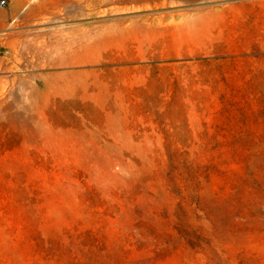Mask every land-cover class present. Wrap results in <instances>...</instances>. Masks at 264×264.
Returning a JSON list of instances; mask_svg holds the SVG:
<instances>
[{"label": "rangeland", "instance_id": "obj_1", "mask_svg": "<svg viewBox=\"0 0 264 264\" xmlns=\"http://www.w3.org/2000/svg\"><path fill=\"white\" fill-rule=\"evenodd\" d=\"M8 1L0 264H264V0Z\"/></svg>", "mask_w": 264, "mask_h": 264}, {"label": "bare ground", "instance_id": "obj_2", "mask_svg": "<svg viewBox=\"0 0 264 264\" xmlns=\"http://www.w3.org/2000/svg\"><path fill=\"white\" fill-rule=\"evenodd\" d=\"M22 1H26V0H22ZM116 1H118V0H98V2L94 4V2L92 0H82V1L78 2L79 3L78 5L81 6L83 2H87L90 7L97 8L99 6L108 5V4H111L113 2L116 3ZM123 1H128V0H123ZM73 3H74V0H57L56 2H54L52 4L63 5V6H66L67 8L68 7L71 8V7H75V6H73L74 5ZM118 4H120V3H118ZM35 9H36V6H34V5L31 6L30 12H33ZM30 16L31 15H28L26 17L27 18H31ZM106 19H107L106 17L98 18L97 20H95L94 23L102 24L104 21H106ZM110 20H112V17L110 18ZM114 27H115L114 24L113 25H110V26H106V27L104 25L96 27L95 29H93V30H91L90 32L87 33L88 34V37H89V40L96 42V40H98L101 35H105L106 36V35L110 34ZM92 45H93V43L92 44H88V45L84 46V48L85 49L92 48Z\"/></svg>", "mask_w": 264, "mask_h": 264}, {"label": "built area", "instance_id": "obj_3", "mask_svg": "<svg viewBox=\"0 0 264 264\" xmlns=\"http://www.w3.org/2000/svg\"><path fill=\"white\" fill-rule=\"evenodd\" d=\"M9 6L8 0H0V8H7Z\"/></svg>", "mask_w": 264, "mask_h": 264}]
</instances>
